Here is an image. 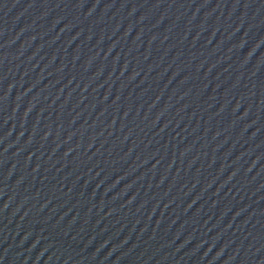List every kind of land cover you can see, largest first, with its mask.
Segmentation results:
<instances>
[{
  "label": "water",
  "instance_id": "obj_1",
  "mask_svg": "<svg viewBox=\"0 0 264 264\" xmlns=\"http://www.w3.org/2000/svg\"><path fill=\"white\" fill-rule=\"evenodd\" d=\"M0 264H264V0H0Z\"/></svg>",
  "mask_w": 264,
  "mask_h": 264
}]
</instances>
